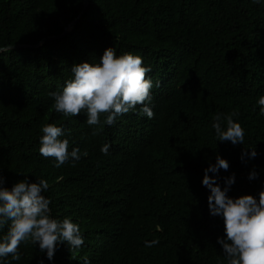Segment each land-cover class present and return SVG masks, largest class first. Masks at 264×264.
Here are the masks:
<instances>
[{
  "label": "trees",
  "instance_id": "1",
  "mask_svg": "<svg viewBox=\"0 0 264 264\" xmlns=\"http://www.w3.org/2000/svg\"><path fill=\"white\" fill-rule=\"evenodd\" d=\"M0 0V175L4 187L44 179L51 217L79 225L84 245L56 246L53 260L21 242L10 264H227L224 222L209 213L201 181L216 156L234 174L227 195L264 190V0ZM69 30L63 27L80 11ZM143 59L153 82L152 119L129 112L95 129L86 115L65 117L50 92L62 90L70 68L98 63L106 48ZM11 50H7L10 49ZM139 106H137V111ZM235 112L243 145L216 140L213 117ZM62 127L83 154L54 167L39 154L41 128ZM110 143L109 154L100 149ZM257 156L241 160L244 149ZM256 178L249 179L251 172ZM7 226L0 228V237ZM152 241H158L151 244ZM151 245V246H146Z\"/></svg>",
  "mask_w": 264,
  "mask_h": 264
},
{
  "label": "clouds",
  "instance_id": "2",
  "mask_svg": "<svg viewBox=\"0 0 264 264\" xmlns=\"http://www.w3.org/2000/svg\"><path fill=\"white\" fill-rule=\"evenodd\" d=\"M260 2L252 0L253 4ZM142 65L140 56L130 53L117 56L113 47L106 48L98 63L82 61L71 66V78L65 81L62 90L49 93L54 101L52 106L65 117L84 113L86 124L94 129L92 135L98 134L95 129L101 125V116H104L103 124L108 126L129 112L152 119L155 113L149 105L153 82L146 76L151 68ZM257 103L259 114L264 116V96H260ZM235 115V112L228 115L218 113L213 117L216 140L230 142L234 146L243 145L245 131L234 121ZM41 131L39 154L54 158V167L59 168L69 160L74 166L81 155L87 156V152L81 154L76 147L69 152V140L61 139L65 135L62 127L47 124ZM110 147V143L104 144L100 151L108 155ZM245 156L255 158V148L244 149L242 162ZM215 160V164L205 169L201 183L210 191L207 197L210 215L223 218L225 235L217 238V243L222 246L227 264H264V190L259 192L258 199L252 195L229 197L227 193L235 182L234 174L225 178L222 189L216 177L208 173L217 174L220 169L227 171L229 164L219 155ZM256 176L253 171L248 178L251 180ZM4 183L5 178L0 175V228L7 226L6 234L0 237V264H10L7 261L9 255L12 261L21 259V242L38 245L49 261L53 260L56 246L60 243H66L69 251L73 252L84 245L78 224L68 218L59 220L51 217V201L43 195L49 189L46 180L33 183L25 177L11 189L4 187ZM156 243L158 241L151 242L153 245ZM83 259L84 264H90L86 257ZM38 264H44V261L39 260Z\"/></svg>",
  "mask_w": 264,
  "mask_h": 264
},
{
  "label": "water",
  "instance_id": "3",
  "mask_svg": "<svg viewBox=\"0 0 264 264\" xmlns=\"http://www.w3.org/2000/svg\"><path fill=\"white\" fill-rule=\"evenodd\" d=\"M82 3H83V5H85V3H86V0H83L82 1ZM81 13H82V10L70 21V22H68L64 27H63V29H62V32L60 33V34H58V35H56V36H49V37H46V38H43V39H41L40 41H38V43L37 44H39V43H41L42 41H44L45 39H52V38H54V37H58V36H61V35H63V34H65L68 30H69V28L77 21V19L79 18V16L81 15ZM21 46H24V45H22V44H15V45H12V46H6V47H4V48H0V51H2V50H4V49H6V48H8V47H12V48H17V47H21Z\"/></svg>",
  "mask_w": 264,
  "mask_h": 264
}]
</instances>
